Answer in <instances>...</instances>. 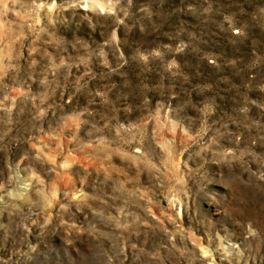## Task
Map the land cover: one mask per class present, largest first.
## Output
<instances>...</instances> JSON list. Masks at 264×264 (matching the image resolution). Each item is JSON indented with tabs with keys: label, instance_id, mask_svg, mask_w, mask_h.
Instances as JSON below:
<instances>
[{
	"label": "rangeland",
	"instance_id": "rangeland-1",
	"mask_svg": "<svg viewBox=\"0 0 264 264\" xmlns=\"http://www.w3.org/2000/svg\"><path fill=\"white\" fill-rule=\"evenodd\" d=\"M0 264H264V0H0Z\"/></svg>",
	"mask_w": 264,
	"mask_h": 264
}]
</instances>
